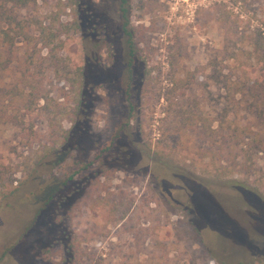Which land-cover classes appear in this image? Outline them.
I'll list each match as a JSON object with an SVG mask.
<instances>
[{"label": "rangeland", "instance_id": "1", "mask_svg": "<svg viewBox=\"0 0 264 264\" xmlns=\"http://www.w3.org/2000/svg\"><path fill=\"white\" fill-rule=\"evenodd\" d=\"M117 1L49 0L18 10L35 25L54 21L65 41L61 54L71 66L84 61L86 77L71 86L50 71L44 81L49 100L38 105H47L45 112L33 106L31 113L19 114L24 125L0 126V171L5 172L0 179L6 182L0 184V264H73L74 249L63 247L65 236L68 243L80 242L78 264H220L246 260L258 250L264 256V208L246 200L238 187L219 183L209 164V152L219 151L231 182L264 186V149L255 135L263 114L227 97L222 79L215 77L246 62L252 87L256 90L261 80L258 97H264L263 70L247 62L250 44L238 40L241 33L264 30V0H131L138 49L134 111L126 101L125 73L115 70L112 54L115 48L123 52L115 40ZM95 13L99 19L89 22ZM188 74L190 89L177 85ZM81 90L95 103L90 120L79 125ZM180 108L198 121L199 129L188 128L181 144L175 113ZM205 126L224 128L205 134ZM125 127L141 138L147 155L156 146L169 152L165 145H171L177 168L185 169L199 194L146 156L130 160L128 169L101 175L100 183L88 189L86 204L61 207L60 194L47 204L50 194L77 174L78 162L94 161L96 167L102 150ZM67 131L76 133L70 150L63 148ZM159 191L184 209L157 204ZM161 240L165 247L159 246Z\"/></svg>", "mask_w": 264, "mask_h": 264}, {"label": "trees", "instance_id": "2", "mask_svg": "<svg viewBox=\"0 0 264 264\" xmlns=\"http://www.w3.org/2000/svg\"><path fill=\"white\" fill-rule=\"evenodd\" d=\"M49 0H0V126L3 124H15L24 125L23 119L19 118V114L23 110L31 113L33 106L39 108L43 113L47 105L38 106L41 100L48 101L49 97L44 91V81L51 71L55 75L63 76L64 80L71 83V86L75 85L74 82L84 81L85 66L84 61L78 66H71L70 58L67 55L61 54L64 49L65 41L60 38V35L54 28V21L46 25L44 21H41L38 25H35L33 21L21 18L18 14V10H24L29 7L37 6L39 3H46ZM117 8L120 13V20L115 37L117 45H122L121 53H118L117 48L113 51L115 70H123L125 73V85L127 103L130 105L131 110H135V103L133 100V93L131 89L137 84L135 66L138 56V49L135 43V33L131 26V0H118ZM86 8V7H85ZM87 12H89L87 10ZM82 12L79 11L81 22H83ZM91 14V13H90ZM61 16H58V21L61 23ZM91 22L93 19L98 18L95 13L90 16ZM99 19V18H98ZM93 22V21H92ZM62 24V23H61ZM77 24L80 26V24ZM95 24V23H93ZM36 29H34L35 27ZM97 26V25H93ZM79 29V28H78ZM36 30V31H35ZM244 33L238 37L242 43H249L252 50L247 52V62L249 64L260 67L263 70L264 75V30L256 29L248 36H243ZM247 36V37H246ZM84 39V37H83ZM20 43L21 46L19 45ZM46 52V54L44 53ZM239 61V60H238ZM92 62V61H91ZM258 65V66H257ZM246 62L240 61L239 67L229 73H224L220 70V73L215 74L216 79H222L223 88L227 90L226 96L232 97L233 100L239 99L238 104L245 103L247 110H259L262 115V121L257 128L258 140L260 141L261 148L264 149V97L259 98L258 90L263 86L261 80L256 81L255 90L251 85V72L250 68L247 67ZM122 67V69H121ZM239 71V72H238ZM192 75V74H191ZM192 77H182L176 80L177 85H182L190 89ZM82 83V82H81ZM81 94V100L79 101L80 118L78 124L82 125L86 120H90L92 106L95 103L93 95H89L86 90L79 92ZM228 98V99H229ZM131 111V112H133ZM180 116V121L177 125V138L178 143H183L185 132L188 128H191L193 132L198 129V121H193L192 115L189 114L184 108H180L175 111ZM23 116L25 114H22ZM85 118V119H84ZM210 126V125H209ZM77 127V125H76ZM172 127V126H171ZM174 127V126H173ZM206 128V126H205ZM224 127H218L216 129L206 128L205 134L217 133L218 129L223 130ZM236 132L239 125L236 124ZM173 129V128H172ZM204 129V125L202 126ZM243 131V130H242ZM240 131V136L244 138L247 136L245 133ZM68 132V131H67ZM170 132V128H169ZM129 131L125 129L118 132L111 141V145L106 147L100 155L97 157L99 161L95 167V162H82L77 163L79 169L73 173L66 182H64L58 189L50 194L47 204L52 201L56 196L60 194V206H65L70 203H76L77 205L86 204L85 198L88 193V189L93 188L100 183V176H109L110 172L117 170L128 169L130 166V160L134 158H144L148 156L154 159L155 164H159L163 168H167L175 176L179 175V178L187 184L194 193L199 194L198 186L193 183V180L187 178V172L179 168L175 164V151L171 145H165V147L171 148V151L166 152V149L156 146L152 151V154L148 153L145 146H140V140H137L136 135L128 134ZM140 132L137 133V135ZM76 135L75 131H70L65 137L66 144L63 146L65 150L73 148L71 139ZM142 137V136H141ZM256 137V138H257ZM254 140V139H253ZM236 144L239 141H235ZM83 142L78 141L76 147L78 151L83 150ZM33 144H31L32 146ZM215 148V143L211 145ZM140 147V148H138ZM210 147V148H212ZM39 148V147H38ZM150 148V147H149ZM40 149V148H39ZM152 149V148H151ZM258 149V147H257ZM212 150V149H211ZM150 151V150H149ZM65 152V151H63ZM157 157V159L154 158ZM211 157L209 164L213 166V171L209 172L213 177L221 184L233 185L238 187L244 193L243 197L251 203L262 206L264 208V186L260 187H247L242 184L233 183L227 178L228 168L221 165L222 160L225 158L222 153L216 150L209 152ZM224 158V159H223ZM196 165V162L190 164L191 167ZM243 167L249 168L250 165L245 163ZM197 171V170H196ZM195 172V171H194ZM77 175V179H76ZM5 176L4 171H0V177ZM94 179V180H92ZM4 177L0 179V184L4 186L6 182ZM233 183V184H232ZM245 186V187H244ZM67 190V191H66ZM90 196H87V199ZM60 198V197H59ZM154 201L159 205H168L176 210L184 209L183 205L173 199H165L162 194L157 192ZM164 202V203H161ZM195 202V206H196ZM188 213H191L190 211ZM61 230H66L65 227H61ZM63 232V231H62ZM63 240V247L69 252L70 249H74V258L70 259L73 264L80 262L81 246L77 240L75 245V238L71 239V242H66V238ZM159 246L165 247V241L159 242ZM48 255L42 252V257L46 258ZM252 257L240 262H226L219 261L220 264H264V256L261 254V250L258 253H252Z\"/></svg>", "mask_w": 264, "mask_h": 264}]
</instances>
